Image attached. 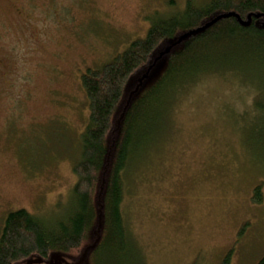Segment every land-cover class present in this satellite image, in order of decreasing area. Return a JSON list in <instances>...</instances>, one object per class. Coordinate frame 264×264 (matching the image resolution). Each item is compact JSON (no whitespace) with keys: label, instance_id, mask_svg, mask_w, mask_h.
<instances>
[{"label":"rangeland","instance_id":"374dc122","mask_svg":"<svg viewBox=\"0 0 264 264\" xmlns=\"http://www.w3.org/2000/svg\"><path fill=\"white\" fill-rule=\"evenodd\" d=\"M185 2L0 0V231L18 209L47 228L68 218L89 114L81 74L143 38L154 14ZM189 84L156 115L151 148L124 175L122 217L136 245L135 262L125 263L256 264L264 157L246 140L251 93L226 75Z\"/></svg>","mask_w":264,"mask_h":264},{"label":"trees","instance_id":"16d2710c","mask_svg":"<svg viewBox=\"0 0 264 264\" xmlns=\"http://www.w3.org/2000/svg\"><path fill=\"white\" fill-rule=\"evenodd\" d=\"M154 15L143 38L80 76L89 114L68 218L47 228L24 209L7 213L0 264L135 262L121 211L124 175L151 148L156 115L201 76L233 77L251 93L246 140L264 157V0H186L181 10Z\"/></svg>","mask_w":264,"mask_h":264},{"label":"water","instance_id":"95a60500","mask_svg":"<svg viewBox=\"0 0 264 264\" xmlns=\"http://www.w3.org/2000/svg\"><path fill=\"white\" fill-rule=\"evenodd\" d=\"M47 264H65L63 263L60 259H53L51 261H49Z\"/></svg>","mask_w":264,"mask_h":264}]
</instances>
